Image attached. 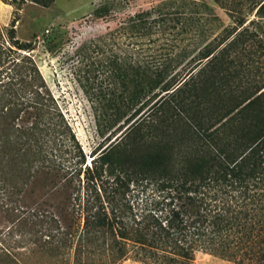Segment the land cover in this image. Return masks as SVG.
Returning a JSON list of instances; mask_svg holds the SVG:
<instances>
[{"label": "trees", "instance_id": "trees-1", "mask_svg": "<svg viewBox=\"0 0 264 264\" xmlns=\"http://www.w3.org/2000/svg\"><path fill=\"white\" fill-rule=\"evenodd\" d=\"M20 9L54 0H2ZM236 25L205 45L195 66L156 80L132 66L123 88L139 116L82 172V264H191L196 253L234 264H264V44L244 26L245 8L264 17V0H213ZM254 23L251 21L250 25ZM0 43V213L12 214L23 186L39 173L63 170L53 151L66 129L50 102L30 43L14 22ZM17 53V60L12 55ZM203 61L204 65L191 72ZM121 119L120 98L106 103ZM81 163L84 156L80 152ZM80 175L81 168L75 170ZM75 172V173H76ZM157 186L144 208L126 200L129 187ZM92 188V190H90ZM0 264H16L0 249Z\"/></svg>", "mask_w": 264, "mask_h": 264}, {"label": "rangeland", "instance_id": "rangeland-1", "mask_svg": "<svg viewBox=\"0 0 264 264\" xmlns=\"http://www.w3.org/2000/svg\"><path fill=\"white\" fill-rule=\"evenodd\" d=\"M245 9L244 26L264 44V17ZM238 17L213 0H54L48 8L27 3L20 9L0 0V43L14 22L16 39L32 47L22 54L34 61L67 126L66 144L53 151L63 170L31 178L17 197L18 209L0 213V249L16 264H82V198L88 192L82 172L99 148L116 142L147 110L126 123L147 100L129 102L122 83L132 66L154 80L164 69L167 80L184 76L203 47ZM12 57L17 60V53ZM114 98H120L121 119L110 127L104 107ZM159 195L156 185L144 182L131 185L126 200L144 208ZM119 264L143 263L129 258ZM191 264L234 263L198 252Z\"/></svg>", "mask_w": 264, "mask_h": 264}]
</instances>
